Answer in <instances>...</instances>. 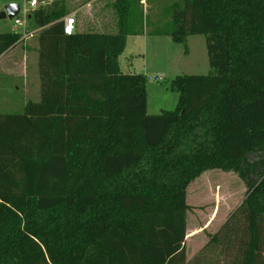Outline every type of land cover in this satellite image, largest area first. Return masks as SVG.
Masks as SVG:
<instances>
[{
    "label": "trees",
    "instance_id": "trees-1",
    "mask_svg": "<svg viewBox=\"0 0 264 264\" xmlns=\"http://www.w3.org/2000/svg\"><path fill=\"white\" fill-rule=\"evenodd\" d=\"M118 30L64 32L61 0L27 18L39 29L41 98L0 113V264H264V0H177L153 34L207 38L209 74L171 81L173 110L149 114L147 77L125 73L137 0H117ZM0 32V56L23 43ZM238 174L247 193L191 259L190 184Z\"/></svg>",
    "mask_w": 264,
    "mask_h": 264
},
{
    "label": "rangeland",
    "instance_id": "rangeland-1",
    "mask_svg": "<svg viewBox=\"0 0 264 264\" xmlns=\"http://www.w3.org/2000/svg\"><path fill=\"white\" fill-rule=\"evenodd\" d=\"M175 1L177 0L145 1L144 7L149 12V15L147 13L144 14L143 22L134 23V27L136 29H144L146 36L130 37L127 48L119 57L120 67L123 72L143 73L146 75L147 109L149 114H158L163 110L176 108L179 94L170 86L173 78L183 74H209L213 71L209 62L207 38L204 34L188 35L185 42L179 43L175 42L170 35L151 33V31L165 28L166 23L171 18L168 8ZM13 2L22 6L20 18L24 21L26 19L25 0H0V9H3L6 4ZM61 2L65 6L69 3V7H72L71 0H62ZM54 3L55 1L53 0H38L35 8L28 7V14L42 6L49 8ZM141 7L139 8L138 6L136 9L143 11ZM108 12V17L106 16L107 22L101 21V24H99L96 23L95 17H89L87 23H92L91 25H95L97 28H103V23H113L115 14L114 12ZM31 26L29 25V29L34 32L33 35L39 34L40 30H34L35 28ZM95 27L88 26L83 30H94ZM22 29L23 27L21 26L15 27L14 19L8 17L0 19V32H14ZM3 70L4 67H0V78L4 81ZM13 82L20 89L23 88L21 74ZM3 85V82L0 83V112H23V109L18 105L23 98V94L16 97V106L10 109V104L4 101L7 95L3 91ZM22 92L23 89L20 93ZM247 168L248 179L253 183L259 182L264 172V151L251 154L248 157ZM247 189L246 181L238 174L221 169H212L204 172L190 184L187 191V202L190 205L197 204L193 208H203L205 213L210 212L220 204L221 213L217 219L218 221L229 208L232 207L233 211L241 204L246 196ZM217 192L218 196L215 197Z\"/></svg>",
    "mask_w": 264,
    "mask_h": 264
},
{
    "label": "crops",
    "instance_id": "crops-1",
    "mask_svg": "<svg viewBox=\"0 0 264 264\" xmlns=\"http://www.w3.org/2000/svg\"><path fill=\"white\" fill-rule=\"evenodd\" d=\"M137 1L139 3V8L141 6V8H143V16L146 13L149 15V12L144 7V3L145 1L147 2V0ZM71 2V8L69 7V3L67 4L68 7L66 6L68 10L67 15L74 14L76 16L77 32H113L118 30V14L116 12L117 0H71ZM108 11H110L111 13L114 12L115 14V20L113 23H103V28H97L95 27V25H91L92 23H87L89 17H95L96 23L99 24H101V21L107 22L106 16L108 17ZM88 26H93L95 28L94 30H83ZM145 33L146 31L143 29L142 34L128 35L126 48L130 37H137L142 35L145 37ZM38 60V34L25 38L23 43L18 44L16 47L10 49L8 52L0 56V67H4V81L2 80V78H0V83H4L3 91L7 95V98L4 101L10 104V109L16 106V97H18L20 94H23V98L18 105L23 110L28 101L40 100L41 80ZM20 74L23 78L22 93H20L22 89L16 86V83L13 82L18 77V75L20 76ZM216 196H218V192L215 197ZM194 205L197 204L191 205V209L187 214V235L185 246L188 259H191L202 247H204V245L209 241L211 234H214L222 226V224L225 222L230 212L232 211V207L229 208V210L224 212L223 217L219 218V220L217 221L221 213L220 204L207 213L204 212L203 208L194 209Z\"/></svg>",
    "mask_w": 264,
    "mask_h": 264
},
{
    "label": "built area",
    "instance_id": "built-area-1",
    "mask_svg": "<svg viewBox=\"0 0 264 264\" xmlns=\"http://www.w3.org/2000/svg\"><path fill=\"white\" fill-rule=\"evenodd\" d=\"M38 4V0H25V12H26V19L24 21H22V19L20 18V14L18 16H16L14 19V24L15 27H23V29L21 31H18L20 33H22V38L25 39L27 37H31L33 36L34 32H31L29 29V23H28V7L29 8H35L36 5ZM21 7V11H22V6ZM21 13V12H20ZM76 31V16L74 14H70L64 17V32L68 35L73 34ZM158 79V78H157Z\"/></svg>",
    "mask_w": 264,
    "mask_h": 264
},
{
    "label": "water",
    "instance_id": "water-1",
    "mask_svg": "<svg viewBox=\"0 0 264 264\" xmlns=\"http://www.w3.org/2000/svg\"><path fill=\"white\" fill-rule=\"evenodd\" d=\"M21 12V7L19 3H8L3 9H0V19L10 18L13 19L18 16Z\"/></svg>",
    "mask_w": 264,
    "mask_h": 264
}]
</instances>
